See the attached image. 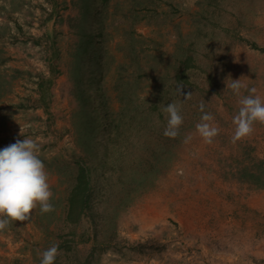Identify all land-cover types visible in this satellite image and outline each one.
<instances>
[{"label":"rangeland","instance_id":"obj_1","mask_svg":"<svg viewBox=\"0 0 264 264\" xmlns=\"http://www.w3.org/2000/svg\"><path fill=\"white\" fill-rule=\"evenodd\" d=\"M141 1L148 6L110 0L104 37L112 50L125 46L131 24L135 37L146 38V50L165 56L161 71L183 40L197 43L205 72L192 76L188 129L162 172L128 207L103 220L100 239H112V247L100 249L92 264H264V124L255 123L251 137L232 142L239 100L253 87L264 100V0ZM82 14L80 0H0V149L31 138L43 163L71 149L77 100L70 69L79 39L73 24ZM237 79L246 86L240 96L230 87ZM201 104L219 128L212 144L197 132ZM44 165L54 211L37 208L29 221L0 232V264H41L42 253L71 229L63 209L67 185ZM192 213L204 227L194 234ZM93 218L89 214L75 226L78 253L61 251L55 264H81L91 253Z\"/></svg>","mask_w":264,"mask_h":264},{"label":"trees","instance_id":"obj_2","mask_svg":"<svg viewBox=\"0 0 264 264\" xmlns=\"http://www.w3.org/2000/svg\"><path fill=\"white\" fill-rule=\"evenodd\" d=\"M80 1L83 14L73 24L79 39L70 69L72 94L77 100L71 149H62L44 164L67 185L63 209L71 229L62 235L59 252L78 253L75 226L93 213L95 244L81 263L92 264L100 249L104 253L112 247V239H100L103 220L128 207L129 199L162 172V165L188 129L185 98L196 87L192 79L195 70L205 71L195 55L197 43L186 45L183 40L177 43L174 61L169 58L167 69L161 71L165 56L146 50L141 44L146 38L135 37L131 24L127 26L130 36L123 40L125 46L115 53L104 37L110 0ZM137 3L148 6L141 0ZM150 8L154 10L153 5ZM171 102L180 106L183 117L180 134L174 139L164 135L168 114L163 109ZM118 197L120 201L114 205ZM117 225L114 221V230Z\"/></svg>","mask_w":264,"mask_h":264},{"label":"clouds","instance_id":"obj_3","mask_svg":"<svg viewBox=\"0 0 264 264\" xmlns=\"http://www.w3.org/2000/svg\"><path fill=\"white\" fill-rule=\"evenodd\" d=\"M230 87L235 95L240 96L241 89L246 86L237 79L232 80ZM177 92L182 95L179 86ZM248 92L249 95L239 100L240 108L233 118L235 125L233 143L251 137L255 123L264 124V100L256 95V88H250ZM190 95L191 93L185 99ZM199 107L203 115L201 123L196 125L197 132L205 143L212 144L219 134V128L209 123L214 117L204 111V105L201 104ZM163 111L168 114L164 135L174 139L179 136L183 124L181 108L175 102H171ZM190 139L191 137H186L185 142ZM39 152V144L31 138L17 140L0 149V232L13 222L29 221L37 208L42 214L54 211V205L51 203L53 192ZM58 255L59 246L54 244L42 253L41 264H55Z\"/></svg>","mask_w":264,"mask_h":264},{"label":"bare ground","instance_id":"obj_4","mask_svg":"<svg viewBox=\"0 0 264 264\" xmlns=\"http://www.w3.org/2000/svg\"><path fill=\"white\" fill-rule=\"evenodd\" d=\"M190 222L192 223V225L189 229L190 233L194 234L200 228H202L204 230V227L201 226L203 223L200 221V219H198V214L192 213V216L190 218Z\"/></svg>","mask_w":264,"mask_h":264},{"label":"crops","instance_id":"obj_5","mask_svg":"<svg viewBox=\"0 0 264 264\" xmlns=\"http://www.w3.org/2000/svg\"><path fill=\"white\" fill-rule=\"evenodd\" d=\"M24 7L26 8V10H25V8H23V7H19V8H23V9H21V10H22V11L25 10V11L28 13V10H29V9L27 10V7H28L27 4H24ZM16 14H20V12H18V13H16Z\"/></svg>","mask_w":264,"mask_h":264}]
</instances>
